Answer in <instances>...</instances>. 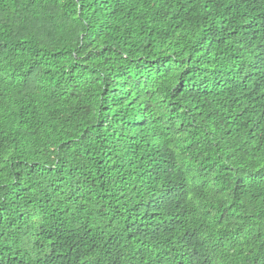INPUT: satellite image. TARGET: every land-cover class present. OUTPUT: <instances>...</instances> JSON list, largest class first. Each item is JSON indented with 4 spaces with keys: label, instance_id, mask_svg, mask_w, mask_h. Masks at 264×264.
Segmentation results:
<instances>
[{
    "label": "trees",
    "instance_id": "16d2710c",
    "mask_svg": "<svg viewBox=\"0 0 264 264\" xmlns=\"http://www.w3.org/2000/svg\"><path fill=\"white\" fill-rule=\"evenodd\" d=\"M0 264H264V0H0Z\"/></svg>",
    "mask_w": 264,
    "mask_h": 264
}]
</instances>
